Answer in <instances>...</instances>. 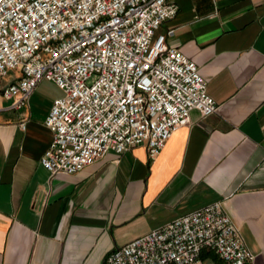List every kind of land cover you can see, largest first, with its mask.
I'll return each mask as SVG.
<instances>
[{"label":"crops","instance_id":"0c3cea01","mask_svg":"<svg viewBox=\"0 0 264 264\" xmlns=\"http://www.w3.org/2000/svg\"><path fill=\"white\" fill-rule=\"evenodd\" d=\"M177 2L158 32L174 30L167 42L197 64L218 108L192 110L153 160L141 144L50 176L39 160L58 93L43 80L14 109L1 91L19 72L0 78V264H106L116 247L217 201L255 254L245 264H264V0Z\"/></svg>","mask_w":264,"mask_h":264},{"label":"built area","instance_id":"2783aa9c","mask_svg":"<svg viewBox=\"0 0 264 264\" xmlns=\"http://www.w3.org/2000/svg\"><path fill=\"white\" fill-rule=\"evenodd\" d=\"M178 10L177 0H0V78L19 72L1 95L21 109L43 80L62 91L44 121L52 140L39 163L50 176L141 144L153 160L192 110L216 113L197 64L167 42L174 30L158 32ZM204 251L224 264L254 259L221 201L116 247L105 263L207 264Z\"/></svg>","mask_w":264,"mask_h":264},{"label":"rangeland","instance_id":"374dc122","mask_svg":"<svg viewBox=\"0 0 264 264\" xmlns=\"http://www.w3.org/2000/svg\"><path fill=\"white\" fill-rule=\"evenodd\" d=\"M49 82V81H47ZM54 83H45L42 87V90L44 92H47V93H58L57 96H61L62 95V91L54 84Z\"/></svg>","mask_w":264,"mask_h":264},{"label":"trees","instance_id":"16d2710c","mask_svg":"<svg viewBox=\"0 0 264 264\" xmlns=\"http://www.w3.org/2000/svg\"><path fill=\"white\" fill-rule=\"evenodd\" d=\"M204 257H205V254L204 255L202 254V258H204Z\"/></svg>","mask_w":264,"mask_h":264}]
</instances>
